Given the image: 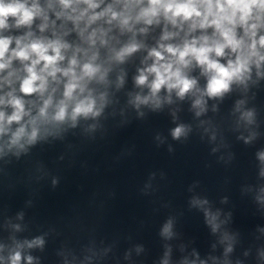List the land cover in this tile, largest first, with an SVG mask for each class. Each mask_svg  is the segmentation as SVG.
Segmentation results:
<instances>
[{"label": "water", "instance_id": "water-1", "mask_svg": "<svg viewBox=\"0 0 264 264\" xmlns=\"http://www.w3.org/2000/svg\"><path fill=\"white\" fill-rule=\"evenodd\" d=\"M158 33L142 39L152 46ZM145 55L119 66L127 73L119 90V68L110 75V102L99 117L65 126L19 157H0V255L7 257L14 240L43 237V248L23 249L33 264H161L169 249V264H264V204L256 199L264 195L257 158L264 151V78L253 72L256 83L207 100L199 117L191 97L174 93L159 110H137L128 100L147 92L133 81ZM192 75L203 87L199 70ZM237 101L244 102L240 111ZM249 109L251 125L240 120ZM178 124L190 131L174 140ZM194 198L220 213L216 233ZM169 220L170 238L161 235ZM225 232L231 240L222 242Z\"/></svg>", "mask_w": 264, "mask_h": 264}, {"label": "clouds", "instance_id": "clouds-1", "mask_svg": "<svg viewBox=\"0 0 264 264\" xmlns=\"http://www.w3.org/2000/svg\"><path fill=\"white\" fill-rule=\"evenodd\" d=\"M157 29L149 46L142 38ZM141 51L146 55L133 81L147 92L130 93L128 103L156 111L173 103L174 93L181 101L191 97L199 117L207 111V100L223 99L233 85L247 89L250 81L256 83L253 72L257 80L264 78V0H0V157H19L59 136L65 126L99 117L110 102V75ZM196 69L203 87L192 75ZM126 75L119 68L118 90ZM243 103L237 101L236 111ZM240 120L253 124L255 111L240 112ZM188 131L189 126L178 124L171 136L179 140ZM254 138L255 133L243 139L250 143ZM257 158L264 177V151ZM256 199L264 204V195ZM192 204L203 210L216 233L220 213L205 207L206 199L194 198ZM172 234L169 220L161 235ZM230 240L225 232L222 242ZM44 243L43 237L14 240L7 257L0 255V264H33L23 249L43 248ZM232 250L228 243L225 255ZM169 253L161 264H169Z\"/></svg>", "mask_w": 264, "mask_h": 264}]
</instances>
